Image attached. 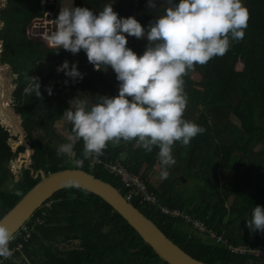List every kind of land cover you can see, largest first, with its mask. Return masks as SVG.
I'll use <instances>...</instances> for the list:
<instances>
[{
  "label": "trees",
  "instance_id": "trees-1",
  "mask_svg": "<svg viewBox=\"0 0 264 264\" xmlns=\"http://www.w3.org/2000/svg\"><path fill=\"white\" fill-rule=\"evenodd\" d=\"M109 4L120 18L134 17L145 29L168 6L165 3L152 9L148 0H141L137 8L133 0H75V7H87L94 13ZM243 5L249 12L244 39L232 42L223 57H215L203 66L196 65L183 77L188 97L184 119L205 129L188 146L179 142L173 146L183 177L168 175L156 183L150 181L159 162L158 148L148 153L135 141L121 146L110 142L101 157L106 162L122 161L140 175L161 205L200 219L229 243L257 248L264 246V233L250 232L246 221L255 206L264 207V0H243ZM48 13H54L56 18L59 8L44 5L41 0H6L0 11L3 23L0 63L10 66L16 75V88L12 92L14 111L22 118L26 144L34 151L30 165L23 164L16 180L11 162L24 155L27 148L20 145L13 151L9 141L18 137L13 138L0 121V220L22 199L3 197V194L10 193L12 186L27 192L33 189L43 180L40 171L49 176L66 169L83 170L125 195L116 177L103 167L90 168V159L78 168L67 157L56 154L54 146L59 141L54 126L64 110L53 108V103L70 105L77 97L85 100L89 95L85 83L99 90L97 96L113 97L118 80L114 71L107 74L103 66L101 71L93 72L83 50L73 55L31 37L28 29L34 22L43 21ZM127 39L131 40L127 47L142 55L148 41L131 36ZM65 60L70 67L77 63L82 80L69 78L65 83L60 79L58 75L63 72L56 69ZM34 76L40 78L39 98L24 93L29 83L27 77ZM48 86L52 87V95L45 91ZM54 92L61 94L56 96ZM258 147L260 151L255 154ZM82 151L83 142L78 141L77 158H83ZM189 181H193L194 189L187 193L180 185ZM48 202L52 206L47 209L44 223L33 227L32 218L42 209L36 211L27 223L32 229L30 241L2 264H168L97 194L69 187L57 192ZM132 204L183 251L204 264H252L249 257L232 255L223 244H216L207 235L188 231L189 226L163 215L157 207L143 206L137 201Z\"/></svg>",
  "mask_w": 264,
  "mask_h": 264
},
{
  "label": "clouds",
  "instance_id": "clouds-1",
  "mask_svg": "<svg viewBox=\"0 0 264 264\" xmlns=\"http://www.w3.org/2000/svg\"><path fill=\"white\" fill-rule=\"evenodd\" d=\"M168 6L145 29L134 18H120L111 4L94 13L87 7H62L51 20L52 29L44 35L49 47L73 55L83 50L96 71L111 68L119 83L115 97L98 96L89 101L78 97L62 117L71 124L67 142L58 146L57 155L81 168L85 160L98 158L110 142L135 141L151 153L158 148L161 178H167L176 164L173 146H188L205 129L184 119L188 97L183 77L196 65H206L223 57L232 42L244 39L249 12L242 0H163ZM148 7L157 8L155 0ZM148 41L142 55L127 47V37ZM56 71L73 81L82 80L77 63L65 60ZM26 95L41 97L39 77H27ZM67 83V81H65ZM45 91L52 95V87ZM83 142L82 159L75 145ZM67 187H78L69 181ZM20 195L19 192L16 193ZM250 232L264 233V207L255 206L246 221ZM14 234L0 223V257L9 259Z\"/></svg>",
  "mask_w": 264,
  "mask_h": 264
},
{
  "label": "water",
  "instance_id": "water-1",
  "mask_svg": "<svg viewBox=\"0 0 264 264\" xmlns=\"http://www.w3.org/2000/svg\"><path fill=\"white\" fill-rule=\"evenodd\" d=\"M62 7H75V1L61 0V8ZM2 24L0 20V31L2 29ZM2 47L1 45V49ZM11 119L16 121L12 117ZM14 121L13 123H15ZM22 136L24 139L26 137V132H24V135L22 133ZM20 145H24L31 152L28 156V167L31 163V156L34 151L26 143L16 144V147ZM12 149L16 151L15 146L12 147ZM39 173H41L43 180L33 189L29 190L16 206L0 220V223H3L14 235L45 201L51 199L57 192L69 188L66 185L69 181H73L78 187L97 194L112 206L113 209L139 233L144 242L152 248L164 262L168 264H204L191 257L170 240L153 221L134 207L132 203L128 202L123 194L111 184L79 169H66L49 176H47L44 171H40Z\"/></svg>",
  "mask_w": 264,
  "mask_h": 264
},
{
  "label": "built area",
  "instance_id": "built-area-1",
  "mask_svg": "<svg viewBox=\"0 0 264 264\" xmlns=\"http://www.w3.org/2000/svg\"><path fill=\"white\" fill-rule=\"evenodd\" d=\"M44 5H54L61 9V0H41ZM141 0H133L135 8L139 7ZM6 0H0V11L5 6ZM53 18H54V13ZM131 43L130 39H127ZM1 49V48H0ZM1 54V50H0ZM119 81L116 85V88L113 92V97L117 96L119 93ZM90 168L95 169L96 167H103L111 175L116 177L125 190L124 198L132 203V201H137L140 205L143 206H160V211L163 215L170 218L179 220L183 222L186 226H189L195 232L207 235L211 241L216 244H223L228 251L234 256H244L249 257L252 264H264V246H258L257 248H251L244 245H234L229 243V240L223 235H218L216 232L209 230L208 227L198 218H194L190 214H186L179 209H171L165 205H161L159 202L158 196L150 191L147 184L141 178L140 175H137L132 170L127 168L122 161L115 162H106L102 157L90 159ZM52 206L51 202L45 201L43 205L38 209L41 210L40 214L32 218V224L34 226L42 225L44 223V218L47 215V209ZM37 210V211H38ZM31 218L20 228V230L14 235V240L10 243L9 247L13 251V254L16 252H21L24 247V243H28L32 236V229L27 226V223ZM21 236V237H20ZM21 239L17 245H14L17 240ZM7 259L0 257V264H2Z\"/></svg>",
  "mask_w": 264,
  "mask_h": 264
},
{
  "label": "rangeland",
  "instance_id": "rangeland-1",
  "mask_svg": "<svg viewBox=\"0 0 264 264\" xmlns=\"http://www.w3.org/2000/svg\"><path fill=\"white\" fill-rule=\"evenodd\" d=\"M155 2L156 4H159L162 6L165 5V3L162 0H155ZM242 3H243V0H242ZM54 19L55 17L53 18V14L48 13L45 16V19L43 21L34 22L33 25L28 29V33L34 39L40 40L43 43H45L46 46H48L46 40L44 39L43 34L49 32L52 29L53 25L51 23V20H54ZM0 44L3 46V42L1 40H0ZM1 50L3 51V47ZM0 58H1V54H0ZM239 69H241V67H239ZM0 75L3 78L2 80H0V121L2 122L3 126L10 132L13 138L18 137L17 140L11 139L9 141L10 145L12 147L15 146V149L17 150L19 146L16 147V144H22V143L25 144L26 140L25 138L23 139V136H22V132H23L22 130L23 128L21 126L22 118L19 115H17L14 111V99L12 96V92L16 88V83H15L16 75L12 74L10 70V66H7V65L0 66ZM1 81H3L4 83H1ZM93 101L94 103H96L98 99L95 98L94 100V97H93ZM53 106H59V104L57 102H54ZM60 107H62V109H66L67 105H61ZM11 117L14 118L18 124H20V127H18L17 123H13L14 120L11 119ZM233 120L235 121V119ZM61 121L62 122H59L58 124H62V125H59L55 131V134L58 136L59 143H57V145L54 146V148H58L59 145L66 143V142H63V140L64 138L67 139L68 135L70 134V132L68 131V125H69L68 122L63 117L61 118ZM235 123L239 125V122H235ZM259 151H260V148L259 147L256 148L255 154H257ZM29 153L30 151L27 149L24 155L19 156L17 159L11 162L10 167L16 176V180H18L17 177H18V174L20 173V169L23 166V164L27 166L29 163V160H28ZM173 156L176 160V164L169 169V175L174 178L183 177V170L179 169L180 161L174 149H173ZM155 168L157 171L154 169V172L150 176V181H152L153 183H156L157 180L161 177L160 176L161 169L159 166V162L158 164H156ZM193 170H194V173H196V169H193ZM214 173H216V171H214ZM180 188H185L187 189V193H190L191 191H193L192 189H194L193 181H189L187 183L181 184ZM9 192L10 193L3 194V197L10 196L13 199L18 198L20 200L25 195V193H27V191L24 190L23 188L14 187V186L10 187ZM17 192H19L20 195H17L16 194ZM157 208L159 210L160 206H157ZM188 231L194 232L192 229H188ZM158 264H161V263L159 262Z\"/></svg>",
  "mask_w": 264,
  "mask_h": 264
},
{
  "label": "crops",
  "instance_id": "crops-1",
  "mask_svg": "<svg viewBox=\"0 0 264 264\" xmlns=\"http://www.w3.org/2000/svg\"><path fill=\"white\" fill-rule=\"evenodd\" d=\"M75 1V0H74ZM163 1V0H162ZM161 3V2H160ZM157 5H159V4H157ZM160 6H162V5H160ZM46 33H44L43 35H45ZM92 71L93 72H97L95 69H94V66L92 67ZM113 70L109 67V68H106L105 67V73H107V74H110L111 72H112ZM59 77H60V79L61 80H64V81H68V77H66L65 75H64V73H61V74H59L58 75ZM60 80V81H61ZM84 89L86 90V91H88V93H89V95H86V99L85 100H87V101H89V106L91 105V104H94V101H93V97H94V99L95 98H97L98 99V94H99V90L96 88V87H94V86H92V85H90V84H88V83H85L84 84ZM61 93H59V92H54V95H56V96H59ZM59 104V103H58ZM61 105H65V104H59V106H53V108H62V107H60ZM68 107H69V105H67V108L66 109H63L64 111L65 110H67L68 109ZM61 118H62V116L60 117V120L55 124V126H54V130L56 131V129L58 128V126L59 125H62V124H58L59 122H62L61 121ZM57 136V135H56ZM57 138H58V136H57ZM63 142H67V139L66 138H64V140H63ZM61 143V142H60ZM126 142H124V141H121L119 144H116V143H112L114 146H121V145H124ZM182 166H181V163H180V166H179V169L180 170H182V168H181ZM155 170H156V168H155ZM157 171V170H156Z\"/></svg>",
  "mask_w": 264,
  "mask_h": 264
},
{
  "label": "bare ground",
  "instance_id": "bare-ground-1",
  "mask_svg": "<svg viewBox=\"0 0 264 264\" xmlns=\"http://www.w3.org/2000/svg\"><path fill=\"white\" fill-rule=\"evenodd\" d=\"M0 66H1V64H0ZM2 79H3V78H2V76L0 75V80H2ZM1 83H4V82H3V81H1ZM2 104H3V103H2ZM14 122H15V123H17L16 121H14ZM17 125H18V127H20V124H18V123H17ZM15 126H16V125H15ZM21 126H22V128H23V129H22V130H23V132H22V133H23V135H24V132H26V131H25V129H24V126H23V124H22V123H21Z\"/></svg>",
  "mask_w": 264,
  "mask_h": 264
}]
</instances>
